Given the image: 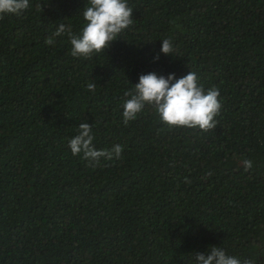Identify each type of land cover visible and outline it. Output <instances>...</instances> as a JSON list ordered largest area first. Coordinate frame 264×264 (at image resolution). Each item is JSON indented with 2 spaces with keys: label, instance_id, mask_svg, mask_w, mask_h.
<instances>
[{
  "label": "trees",
  "instance_id": "trees-1",
  "mask_svg": "<svg viewBox=\"0 0 264 264\" xmlns=\"http://www.w3.org/2000/svg\"><path fill=\"white\" fill-rule=\"evenodd\" d=\"M127 3L133 24L91 59L45 44L59 23L80 33L87 0L0 19V264H193L211 247L264 264V0ZM189 71L220 91L215 129H169L149 107L124 125L140 75ZM85 122L119 160L72 155Z\"/></svg>",
  "mask_w": 264,
  "mask_h": 264
},
{
  "label": "clouds",
  "instance_id": "clouds-1",
  "mask_svg": "<svg viewBox=\"0 0 264 264\" xmlns=\"http://www.w3.org/2000/svg\"><path fill=\"white\" fill-rule=\"evenodd\" d=\"M29 0H0V19L4 15L20 17L29 8ZM42 5H37L41 8ZM133 9L127 0H87L82 10L84 25L79 34L73 32L70 25L59 23L45 44L54 46L56 38L66 37L71 45V56L74 58L91 59L109 49L117 37L133 24ZM173 43L169 38L162 40L160 52L165 56L173 53ZM159 59V55L155 57ZM96 84L89 83L88 91H95ZM122 104L123 123L125 126L134 121L146 107L152 108L158 114L160 121L169 129H199L208 132L217 127L216 117L222 108L220 91L213 87L205 91L198 82L193 71L177 79L175 74L166 78L155 73L142 74L139 83L124 92ZM73 156L81 155L90 166L95 167L101 158L112 161L119 160L123 146L116 144L110 150H97L94 146L92 126L87 122L78 127V134L68 143ZM245 171L253 167L250 159L242 161ZM211 173H209L210 175ZM186 183L190 181L185 179ZM210 254H195L193 264H254L250 259L241 261L229 256L220 247H211Z\"/></svg>",
  "mask_w": 264,
  "mask_h": 264
}]
</instances>
